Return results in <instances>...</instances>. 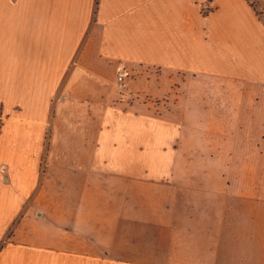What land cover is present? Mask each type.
<instances>
[{"label":"crops","instance_id":"0c3cea01","mask_svg":"<svg viewBox=\"0 0 264 264\" xmlns=\"http://www.w3.org/2000/svg\"><path fill=\"white\" fill-rule=\"evenodd\" d=\"M118 67L135 95L157 77L239 84L210 144L262 159L264 175V120L252 135L242 102L264 95V22L247 0H0V172L29 205L10 242L37 264H221L225 250L226 264H264V184L242 200L217 187L187 197L174 183L185 171L160 163L178 124L156 111L164 102L123 105Z\"/></svg>","mask_w":264,"mask_h":264},{"label":"rangeland","instance_id":"374dc122","mask_svg":"<svg viewBox=\"0 0 264 264\" xmlns=\"http://www.w3.org/2000/svg\"><path fill=\"white\" fill-rule=\"evenodd\" d=\"M247 1L264 22V0ZM202 16L203 22H205V15ZM106 72H110V70L107 69ZM129 80L130 85H127V89L124 92L118 91L113 85L116 95L123 100V105L129 107L133 103L139 105L145 102L150 104L154 102L157 106L160 102H164L166 103V109L163 111L160 108L156 111L159 112V115H169L170 121H175L174 123L178 124V130L175 134L180 135V144L170 140L169 150L172 152L168 157L170 160L165 159L163 163H160L163 168L171 167V170L174 168L177 173L185 171L179 176V179L178 176L175 178L174 183H178V185L182 186L181 188L186 190L187 197H190V194H195V192L205 193L212 187H217L221 191L227 190L228 194L232 196L231 198L242 200L245 193L250 195L252 193L248 190L249 185L264 184V175L254 172L255 170L257 171L258 166H261L262 159L256 160L254 158L252 160L244 156L234 158L235 156H229V153L226 155L224 153L220 154V149L216 153L210 144V141L218 140L217 136L223 137V135H226V131L230 129L228 125L226 126L225 120H231L227 116L233 115L234 111L226 110V106L230 108L232 104L241 102V95H238L239 84L231 81H211L206 78H183L179 75L170 79L157 77L153 82L154 90L150 88L149 92H147L144 87L143 91L140 90L139 95H135L137 92L135 89L141 85L136 83V79L133 78L131 80V76ZM182 86L185 87L186 94L180 93L178 95L177 88ZM217 90L220 93H217ZM247 90L252 91V88L248 87ZM249 95V93L244 95L242 102L244 101L248 105L245 109V119L252 124V129L250 128L249 131L242 128L243 132L241 130L239 136L244 135L246 131L251 132L252 135L257 134V131L262 134L259 127L258 130H253V126L257 125V122L264 120V95L260 94L258 101L252 102L249 101L251 98ZM256 96L258 97V95ZM215 108L218 110L219 119L213 122L211 115L214 113ZM235 125L236 123H234V127ZM170 129L173 130L172 127ZM199 138L203 139V143L198 142ZM221 145L225 149L226 144ZM241 146H243L242 143L239 147ZM247 146L248 144L245 143L244 149H247ZM227 149L226 152L229 151ZM117 161L120 163L122 160L118 159ZM254 161H258L260 165L254 166ZM43 172L40 170V173ZM3 176L8 178V175L0 172V264H37V255L29 254L27 250L22 249L21 245L12 243L9 240L21 214L28 209L29 205L24 202L26 192L24 194L23 192L18 193L14 189L12 190L6 183L8 180L4 179ZM126 177L128 178V176ZM123 188L126 190L127 186ZM261 194L264 196L263 190L262 192H254V195L259 196ZM195 209L196 207H187V211H194ZM215 219L223 220L219 212L215 213ZM229 220V227L238 235L235 241L240 240L241 243L242 239L240 238L243 229L241 218L235 216L233 220L232 218H229ZM226 221L227 217L224 219V222ZM226 241L225 239L222 240L225 246ZM193 253L192 255H194ZM42 257L44 256L42 255ZM38 259L40 262L39 254ZM226 259L225 250L222 251L220 263L226 264ZM74 262L77 263L78 261Z\"/></svg>","mask_w":264,"mask_h":264},{"label":"built area","instance_id":"2783aa9c","mask_svg":"<svg viewBox=\"0 0 264 264\" xmlns=\"http://www.w3.org/2000/svg\"><path fill=\"white\" fill-rule=\"evenodd\" d=\"M128 72L125 68L118 67L116 71V76L114 80V86L118 91L124 92L127 89V78ZM5 117L0 110V127L4 121Z\"/></svg>","mask_w":264,"mask_h":264}]
</instances>
